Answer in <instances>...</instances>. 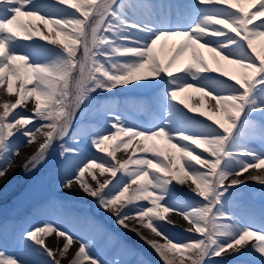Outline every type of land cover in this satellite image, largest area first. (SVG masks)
<instances>
[{"label":"snow or ice","instance_id":"6c2138e0","mask_svg":"<svg viewBox=\"0 0 264 264\" xmlns=\"http://www.w3.org/2000/svg\"><path fill=\"white\" fill-rule=\"evenodd\" d=\"M262 42L264 0H0V90L8 97L0 101V178L22 146L42 138L19 167L35 171L58 145L72 166L62 187L92 197L162 264H230L223 257L252 255L264 264V224L229 211L232 190L249 181L264 186V147H254L264 146ZM129 85L163 89L151 126L128 123L112 104L96 101ZM189 91L200 94L198 103L182 98ZM94 104L105 130L74 131ZM81 136L103 155L73 166ZM95 170L111 178L101 181ZM250 170L259 174L241 179ZM169 214L188 224L185 239L166 233L176 228ZM133 220L136 227L127 223ZM52 236L62 247L47 245ZM24 240L48 258L43 264H60L76 243L68 264H105L92 242L57 222L28 229ZM0 264L29 261L0 250Z\"/></svg>","mask_w":264,"mask_h":264},{"label":"rangeland","instance_id":"374dc122","mask_svg":"<svg viewBox=\"0 0 264 264\" xmlns=\"http://www.w3.org/2000/svg\"><path fill=\"white\" fill-rule=\"evenodd\" d=\"M151 2L157 3L158 0H151ZM170 44L171 42H169ZM165 53H167V49H165ZM185 62H187L186 58ZM133 86L135 85H129L127 89H115L113 93H101L96 97V101L112 104L114 110L128 123L146 127L151 126L152 121L158 114L163 89L159 87L152 96L139 99L146 105L143 108L133 101L134 95L131 94L130 89ZM186 97L185 93L182 94V98ZM4 99H8V97L4 96L2 90H0V101ZM186 102L190 105L196 104L189 99H186ZM33 103V101L28 102L29 113L32 111ZM98 126L101 130H105V125L97 116L96 105L94 104L88 109L82 122L77 123L74 131L83 128L95 129ZM14 131L16 130L14 129ZM79 140L80 143L77 146L80 148V156L73 158V166L93 155H103L95 152L88 139L81 136ZM40 141L42 142V138ZM72 143V141H69V144ZM26 147L28 146L20 148V154ZM254 147L259 151L264 146L257 141ZM131 151L132 149H129L127 154L123 150L117 152L116 159H125L126 155L131 154ZM15 163L12 169L3 178H0V188L2 183L6 181L8 174H11L7 180L8 183L13 181L11 188L14 186L16 178L19 181L18 177L20 178L24 174V171L19 166L17 167ZM38 168V170L36 169L37 177L33 173L36 181H34L35 178L32 179L30 176L29 179L33 180L32 183H28L27 186L26 183L21 193L15 194L25 205L14 204L13 202L11 206H7V202L2 200L0 205V250L20 256L29 261V264H43L48 258L41 255L32 242L24 240V233L28 229L45 222H57L77 237L92 242L93 255L98 257L99 260L105 261V264H116V261H119L120 264H162V261L152 249L134 232L118 226L111 213L101 210L92 197L87 196L75 185L71 190L62 187V180L71 175L72 166L66 164L59 156L58 145L54 147L48 160ZM95 172L101 181L111 178L108 174L101 177L98 170H95ZM45 174H47L48 179H43ZM251 174L259 173L250 170L241 179H246ZM119 175L120 173L117 174V178ZM86 179L91 182L90 177L86 176ZM93 186L95 185L93 184ZM183 190L185 191V189ZM28 192L30 193L27 194ZM229 211L241 221L251 223L254 227H260L264 224V186L249 181L247 185L232 190V195L229 198ZM168 218L175 221L176 228H166V233L174 240L185 239L186 234L183 230L188 227V224L181 217L174 214H169ZM127 223L131 227H136V221L134 220ZM140 231L149 236L150 239H159L146 229L141 228ZM46 243L50 248L58 249L62 247L64 240L52 236L46 240ZM78 247L79 243L74 244L68 253V258L61 259L60 264H68V260L71 259ZM251 257L233 259L231 256H225L223 259L230 261V264H256L259 260L258 255H252ZM56 258L60 259L58 252Z\"/></svg>","mask_w":264,"mask_h":264},{"label":"bare ground","instance_id":"6f19581e","mask_svg":"<svg viewBox=\"0 0 264 264\" xmlns=\"http://www.w3.org/2000/svg\"><path fill=\"white\" fill-rule=\"evenodd\" d=\"M185 1H188V0H173V1H171V2H168V3H165L164 4V2H163V0H159L156 4H164V5H177V4H183V2H185ZM191 1V0H190ZM254 10V9H253ZM38 25H39V22L37 21L36 22ZM39 27H41V28H43V25H39ZM171 45V44H170ZM259 46H264V42H262V44L261 45H259ZM203 51V50H202ZM204 56H205V59H207L208 60V62H209V64H212V60H211V57H210V55L207 53V52H204ZM189 57H186V59H188ZM186 94V96L187 97H190V101L191 102H195V103H198V97L200 96V94L199 93H195V92H192V91H189L188 93H185ZM138 105L140 106V107H143V108H145V104H144V102H139L138 103ZM257 116H258V114H257ZM258 122H259V120H258ZM41 139V138H40ZM40 139H39V141H40ZM39 141H38V143H39ZM38 143H34V144H32V145H30V146H28V147H26L24 150H23V153L18 157V159H16V164L18 165V164H21L22 162H23V160H25V158L29 155V154H31V153H33L35 150H36V148L38 147ZM11 174H8L7 176L9 177ZM185 189V191H187V189L186 188H184ZM244 258H252L251 256H243Z\"/></svg>","mask_w":264,"mask_h":264}]
</instances>
